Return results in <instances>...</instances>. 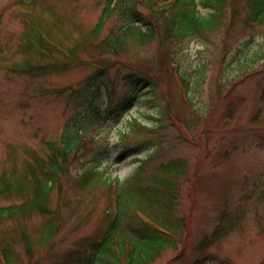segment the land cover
<instances>
[{
  "label": "rangeland",
  "instance_id": "1",
  "mask_svg": "<svg viewBox=\"0 0 264 264\" xmlns=\"http://www.w3.org/2000/svg\"><path fill=\"white\" fill-rule=\"evenodd\" d=\"M106 1L0 0V48L4 51L0 54V173L9 170L13 164L19 167L23 160L28 159L29 152L31 156H42L45 143L58 142L66 121L74 111L73 100L67 97L68 94L41 96L40 89L80 87L95 69L70 68L73 66L68 65L37 79L12 74L9 68L14 63L25 61L33 65L39 60L32 53L20 51L18 42L25 37L30 38L31 34H28L29 26L19 8L28 5L35 12V18L32 12L29 14L44 31L41 35L46 39L48 49L53 43L51 39L66 49L74 47L76 40L81 38L80 29L82 34L90 33ZM230 17L228 9L210 42L186 39L175 48L180 68L177 71L189 82L191 93L188 96L192 97L195 108H200L196 115L199 129L196 133L192 131L194 140L184 139L168 121V115L172 113L178 118L176 122H184L185 119L197 126L192 122L191 109L185 105L188 102L184 103L181 98L187 93L186 85L179 74L181 83L172 77L173 69L169 63L174 61L165 57L164 68L158 72L162 80L172 79L171 85L177 92L175 105L167 115L161 113L157 94L160 90L151 91L140 86L139 78L123 63L156 73V67L145 63L155 58L156 43L129 47L126 53L117 57L120 61L103 64V68H110L95 105L102 111L106 109L109 118L102 132L96 135L94 130L91 131L103 144L97 155L100 170L110 179L125 180L135 171L137 159L145 160L153 154L157 146H137L141 142L138 138L124 141L126 148L120 142L119 136L127 131V122L131 119L146 127H156L161 121L167 125L162 130L160 157L149 162V170L160 162L178 157L186 159L189 164L186 177L178 181L179 215L186 218L185 239L177 244L175 250L165 251L154 264H192L201 255L195 252V247L216 226L218 215L222 211L234 210H240V213L228 235L208 249L207 253L213 259L201 264H220L221 260L231 264H264V27L255 25L248 28L240 22L229 25ZM114 26H121V23L113 16L105 24L98 40H102ZM79 56L84 61L91 59L85 53H79ZM225 95L229 98H224ZM231 98L240 102L230 104ZM178 102L182 106H177ZM229 109L232 112L227 117ZM257 111H260L258 117L254 116ZM203 129L209 135H199ZM155 143L159 141L155 140ZM243 195L250 196V200L242 201ZM69 197L74 200L73 192H69ZM12 203L16 201H2L1 205ZM238 203L240 206L236 208ZM106 205L107 198L103 193L99 190L91 192L84 200L85 209L82 211L89 213L88 218L76 232H71L73 222L67 221L55 239L54 253L71 247L83 236L99 232L104 227L99 217ZM148 211L159 222L172 225L170 220L150 209ZM43 222V216L34 215L26 221V228L36 237V230ZM16 229L13 222L0 225V230L10 235ZM15 250L22 259L21 264H27L21 248L17 246Z\"/></svg>",
  "mask_w": 264,
  "mask_h": 264
},
{
  "label": "trees",
  "instance_id": "2",
  "mask_svg": "<svg viewBox=\"0 0 264 264\" xmlns=\"http://www.w3.org/2000/svg\"><path fill=\"white\" fill-rule=\"evenodd\" d=\"M228 9L231 11L229 25L240 22L248 28L255 25L264 27V0H107L90 33L82 34L83 30L80 29L81 38L85 41L77 39L74 47L65 49L64 45L49 38L53 43L48 49L47 41L41 35L44 32L42 28L29 17H23L30 28L27 29L31 37H25L24 44H19L20 51L30 52L40 59L33 65L25 61L14 63L19 67L15 70L17 75L37 79L68 65L73 66L70 68L78 66L96 70L85 78L80 87L42 88L39 91L41 96L68 94L67 97L73 100L74 111L66 121L58 142L45 143L42 156H31L29 152L28 159L23 160L19 167L13 164L9 170L0 173V225L13 222L17 226L13 235L0 230L1 264L22 263L15 250L17 246L24 253L27 264H44L46 260L47 264H154L165 251L175 250L177 244L185 239L186 218L179 215L178 181L186 177L188 161L181 157L172 158L160 162L153 170L148 169L149 162L160 157L162 130L167 125L161 121L156 127H146L136 119L128 121L127 131L119 136L125 148L124 141L131 138L141 141L137 146L157 147L145 160L138 159V165L128 179H110L100 170L97 155L103 144L96 137L109 117L106 109L102 111L95 105V100L100 96L101 88L105 86L103 80L109 72L110 67L103 68L105 62L120 61L117 57L126 53L129 47L156 43L155 58L145 61L156 67V73L121 62L139 78L140 86L151 91L160 90L157 94L161 101V113L167 115L175 105L177 92L171 85L172 79L164 81L158 74L164 68L163 59L169 57L174 61L169 63L173 69L172 77L180 82L175 48L186 39L198 38L202 42H210ZM202 10L206 12L202 13ZM113 16L121 26L110 28V32L98 40L105 24ZM40 52L47 53L43 55ZM1 53L3 48H0ZM79 53L90 55L91 59L84 61ZM46 57L51 60L43 64ZM181 78L187 91L181 98L184 103L188 102L185 105L191 109L192 122L197 126L183 118L184 122H176L178 118L172 113L168 115V121L184 139L194 140L192 131L196 133L199 129L196 115L200 108H195L192 97L188 96L191 93L189 82L184 76ZM224 98L229 96L225 95ZM239 102V99H230V104L237 105ZM177 106L182 105L178 102ZM231 112L229 109L226 116H231ZM259 114L260 111H257L254 116L258 117ZM93 130L95 136L91 134ZM204 134L209 135L206 129L199 133ZM155 140L159 143H155ZM91 144L92 147L87 149ZM94 190H99L107 198V205L99 217L104 227L92 236L79 238L62 252L54 253L55 239L67 221L73 222L71 232H76L84 219L88 218L89 213L82 212L85 209L84 200ZM70 191L75 196L74 200L69 197ZM241 197L242 201L250 200L248 195ZM2 201L16 203L1 205ZM239 206L238 203L236 208ZM149 209L170 220L172 225L159 222ZM238 213L240 210L222 211L218 215L216 226L195 247V252L201 255L192 264L213 259L207 253L208 249L218 245L228 235ZM34 215L44 217V222L36 230V237L26 228V221ZM219 262L230 264L227 260Z\"/></svg>",
  "mask_w": 264,
  "mask_h": 264
}]
</instances>
